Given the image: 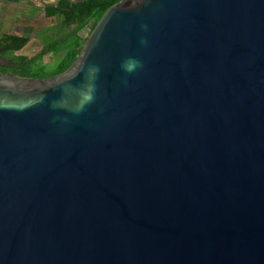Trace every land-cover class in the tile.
Returning <instances> with one entry per match:
<instances>
[{
	"label": "water",
	"instance_id": "95a60500",
	"mask_svg": "<svg viewBox=\"0 0 264 264\" xmlns=\"http://www.w3.org/2000/svg\"><path fill=\"white\" fill-rule=\"evenodd\" d=\"M0 264H264V0H122L0 72Z\"/></svg>",
	"mask_w": 264,
	"mask_h": 264
},
{
	"label": "trees",
	"instance_id": "16d2710c",
	"mask_svg": "<svg viewBox=\"0 0 264 264\" xmlns=\"http://www.w3.org/2000/svg\"><path fill=\"white\" fill-rule=\"evenodd\" d=\"M122 0H60L57 6L49 7L46 14L57 19L56 24L47 31V44L42 51L33 56L17 55L29 42V37H13L4 34L0 37L11 61L10 74L19 77L47 79L67 71L80 55L85 42L107 10ZM85 31H88L85 36ZM14 43L13 45H11ZM62 53L56 65L48 68L43 59L48 54Z\"/></svg>",
	"mask_w": 264,
	"mask_h": 264
},
{
	"label": "rangeland",
	"instance_id": "374dc122",
	"mask_svg": "<svg viewBox=\"0 0 264 264\" xmlns=\"http://www.w3.org/2000/svg\"><path fill=\"white\" fill-rule=\"evenodd\" d=\"M21 1V2H20ZM19 2L10 1V0H1L0 2V34L1 33H10L14 29V27H19L20 29L23 26V21L25 19H31L30 17L33 16L31 12L34 14L36 10H34V7L39 6H45V3H43L42 0H20ZM77 1V0H73ZM34 10V11H33ZM32 20L34 22H31L33 25H36L37 21H43L45 22V26L56 23V18H45L44 13L38 12L36 13ZM33 25H31L33 27ZM38 29L36 30V32ZM47 31H43V33L39 36V38H36L37 36L31 35L30 42L17 54L23 55V56H33L40 51H42L44 44L47 42ZM85 36H87L88 31H85ZM43 39V42H42ZM46 41V42H45ZM47 44V43H46ZM62 56V53L55 56L53 54H48L44 57L43 63L48 65V68H53L58 59Z\"/></svg>",
	"mask_w": 264,
	"mask_h": 264
},
{
	"label": "flooded vegetation",
	"instance_id": "af4514ba",
	"mask_svg": "<svg viewBox=\"0 0 264 264\" xmlns=\"http://www.w3.org/2000/svg\"><path fill=\"white\" fill-rule=\"evenodd\" d=\"M59 1L60 0L57 1V3H56L55 6H57V4L59 3ZM82 1L83 0H78V1H73V2H82ZM55 6H52V7H55ZM49 7H51V6H45V12H44L45 18H50L46 14V10ZM40 11H42V10H39L38 12H40ZM38 12H36V13H38ZM31 13H33V12H31ZM33 16L30 17L31 19H25L23 21V26H22L21 29L19 27H14V29L12 30V32H10V33H1L0 34V37L3 36L4 34H7V35L13 36V37H24V36H28L29 37V42H30V40H31L30 36L31 35H35V36H37L36 38H39V36L43 33V31H46V30L52 28L56 24V23H52V24H49V25H46L45 26L44 25L45 22H43V21H37L38 23L36 25H33L31 23V22H34V20H32ZM56 21H57V19H56ZM31 25H33V27ZM37 29H38V31L36 32ZM42 42H43V39H42ZM13 44L14 43H12L11 45H13ZM21 50H18L16 52V54L19 51H21ZM10 66H11V61H10V58L8 56V51L6 52L4 46L3 45H0V72L1 73H5V74H10L9 72H7L8 70H10Z\"/></svg>",
	"mask_w": 264,
	"mask_h": 264
},
{
	"label": "clouds",
	"instance_id": "9594fccd",
	"mask_svg": "<svg viewBox=\"0 0 264 264\" xmlns=\"http://www.w3.org/2000/svg\"><path fill=\"white\" fill-rule=\"evenodd\" d=\"M139 66H141L140 62L132 58L125 60L122 64V68L128 73L135 71ZM92 71L97 72L99 69L94 68Z\"/></svg>",
	"mask_w": 264,
	"mask_h": 264
},
{
	"label": "crops",
	"instance_id": "0c3cea01",
	"mask_svg": "<svg viewBox=\"0 0 264 264\" xmlns=\"http://www.w3.org/2000/svg\"><path fill=\"white\" fill-rule=\"evenodd\" d=\"M10 1H15V2L17 1V2H19L20 0H10ZM42 1H43V3H45V6H51L52 7V6H55L56 5V3H57L58 0H42ZM0 2H1V0H0ZM45 6H42V5L41 6L40 5L38 6L37 5V7L34 8V10H36L34 12H38L39 10H42L40 12L44 13L45 12ZM31 14L35 15L34 13H31ZM52 18H55V17H50V19H52Z\"/></svg>",
	"mask_w": 264,
	"mask_h": 264
}]
</instances>
